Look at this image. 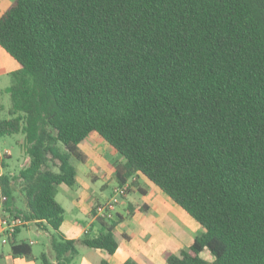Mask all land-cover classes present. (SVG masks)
I'll return each instance as SVG.
<instances>
[{"label":"trees","instance_id":"obj_1","mask_svg":"<svg viewBox=\"0 0 264 264\" xmlns=\"http://www.w3.org/2000/svg\"><path fill=\"white\" fill-rule=\"evenodd\" d=\"M0 46L20 64L0 135L20 133L29 157L12 174L0 155L2 211L50 227L55 261L42 252L41 264H69L78 244L118 247L120 217L79 238L60 231L56 187L75 184L70 157L86 161L90 133L122 156L118 185L143 191L142 174L200 224L168 264H264V0H14ZM9 245L33 256L24 239Z\"/></svg>","mask_w":264,"mask_h":264},{"label":"crops","instance_id":"obj_2","mask_svg":"<svg viewBox=\"0 0 264 264\" xmlns=\"http://www.w3.org/2000/svg\"><path fill=\"white\" fill-rule=\"evenodd\" d=\"M13 1L14 0H0V14L8 9ZM19 68L20 64L18 61L0 46V80L5 79L8 82V78H10L11 83V73ZM9 85L5 88L4 85H1L0 90H3V88L6 90ZM98 139L99 138H96V136H92L88 138V140L86 138L84 141H88L89 145L92 144L94 146V144L99 141ZM104 149L105 150L102 152L93 151L94 159L104 168L103 173L100 174L103 181L99 184V190L102 194H104L109 186H111L112 190L113 187L117 185L113 175V167L116 163L123 161V158L119 157L111 148L105 147ZM84 155L86 156V154ZM87 161L88 159L86 156V161L83 163ZM105 170L108 171L109 174L105 172ZM140 175L142 174L133 176L132 179L138 183L137 188H141L143 191L138 189L128 192L126 198L122 199L116 209L115 217H120V220L113 230L118 244L116 251L113 254H108L104 249L91 248L83 244H78L77 255L69 264H99L102 259L107 260L111 264H124L126 261H133L137 264H168L167 257L169 255H177L181 249H186L191 244L194 238L190 235V232H192L191 229H186L184 223L178 225V220H174L170 217L169 213L164 212L158 205H154L148 201L146 187L142 186L139 181ZM96 178H98V176L94 175L91 179ZM77 180L78 176L76 171L75 184ZM80 182L83 181L81 180ZM146 184L148 183L146 182ZM71 187L68 186V188L59 189L62 194H69V191L73 189ZM152 188L155 189L153 186ZM57 189L58 188H56V191ZM87 189L88 188L85 190ZM87 192L88 191L85 192V195L87 196L86 200L89 199V204L86 210L88 219L86 226L81 225L76 216L70 217L69 221L66 222V217L64 215L60 225V231L66 238H79L84 232L90 231L92 233H97L99 230L100 226L97 217L94 215V206L100 203V201L108 199L112 191L108 196H104L99 200L93 197L91 193L87 194ZM131 193H139L141 201L132 199L130 197ZM131 204L134 206V209L129 212ZM29 223L30 222L23 227L28 228ZM171 224L173 229H171ZM23 227H21L15 235L14 239L16 242L24 239L18 237ZM48 228L50 227L47 226L45 230H41L48 232ZM175 232L177 233L175 234ZM188 236L190 239H188ZM117 238H119V240ZM183 240L186 242L185 245L182 242ZM27 242L32 244V241ZM31 252L33 255L31 257L13 256L10 251L7 254L2 253L0 264H41L40 261L36 259L37 255L33 253L32 248ZM49 259L54 263V256L49 257Z\"/></svg>","mask_w":264,"mask_h":264},{"label":"rangeland","instance_id":"obj_3","mask_svg":"<svg viewBox=\"0 0 264 264\" xmlns=\"http://www.w3.org/2000/svg\"><path fill=\"white\" fill-rule=\"evenodd\" d=\"M10 84V78L7 80H0V86L4 85V88ZM0 90V118H7L9 117L8 109L10 106V96L7 93L6 90ZM92 136H96V138H99L94 146L91 144L89 145L88 141H83L78 146L80 150L86 154L88 161L86 163H83L79 161L76 157L71 156L70 161L71 163L76 167L77 169V176L78 180L77 183L74 184L71 188V191H69V194H62L59 188H68V186L64 184L58 185L56 188V199L59 201L64 210H65V217L66 222L69 221L70 217H78V220L81 225L86 226V222L88 221L86 216V210L87 206L89 204V199L86 200L87 196L85 195V192L87 194L91 193L93 197L99 199H102L104 196H108L111 190V186H109L104 194L99 190V184L103 181V178L100 177V174L103 173V167L94 159L93 151L102 152L104 151L105 147L111 148L116 154L122 158V156L117 153L110 145H108L104 139L97 135L96 133H91L88 138H91ZM22 137V135L19 134H12V135H0V155H3L6 150L9 151L10 156L7 157V160L9 162V167L7 170L11 172L12 174H17L18 171L24 167L28 161L29 157L28 155L21 149V146L19 144V140ZM95 148V149H94ZM28 158V159H27ZM51 164V163H50ZM52 169L57 170L56 167H52ZM5 171V169H4ZM109 174L108 171L105 170ZM97 175L98 178L91 179L92 176ZM83 182H80V181ZM140 184L144 187H146L148 201L153 203L154 205H158L159 208H162L164 212L169 213L170 217L174 220H178V225H182L184 223V226L186 229H191L192 232H190V235L194 237L195 235L199 234L202 231V228L198 222H196L185 210H183L180 206H178L174 201H172L159 187H157L154 183H152L150 180H148L143 175H140L139 177ZM146 182L148 184H146ZM155 187L154 188H152ZM20 182L16 181L14 188L15 191L13 193L14 199H13V206L19 210H26L25 200L20 192ZM88 188L87 190H85ZM114 188V187H113ZM112 193V192H111ZM111 195V194H110ZM139 193H131L130 197L132 199H135L137 201H141L139 197ZM110 197V196H109ZM108 197V198H109ZM3 200L0 199V210H2ZM105 201V200H103ZM100 201V202H103ZM161 206V207H160ZM108 222L111 221V219H106ZM28 228L23 227V229L20 231L18 237L24 238L26 241H32L30 244L32 251L37 256L45 252L47 256L51 257L54 256V251L50 244V228H48V232H45L37 227V225L34 222H30ZM171 229H173V226L171 224ZM183 229V228H182ZM180 231V230H179ZM178 231V232H179ZM177 232H175L176 234ZM119 240V238H117ZM188 239L190 237L188 236ZM187 241V240H186ZM185 245V240L182 241ZM10 251V245L9 243H1L0 240V253L7 254ZM202 255L207 258L211 259V256L208 252H203Z\"/></svg>","mask_w":264,"mask_h":264},{"label":"built area","instance_id":"obj_4","mask_svg":"<svg viewBox=\"0 0 264 264\" xmlns=\"http://www.w3.org/2000/svg\"><path fill=\"white\" fill-rule=\"evenodd\" d=\"M6 154L9 151L6 150ZM130 182L121 185H116L110 197L103 202L97 203L94 206V215L97 218L113 219L116 215L117 206L122 201L123 197L128 193ZM4 197H2L3 199ZM28 221L22 213H11L0 210V240L1 243H9L15 238L18 229L25 226Z\"/></svg>","mask_w":264,"mask_h":264}]
</instances>
